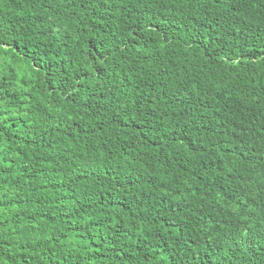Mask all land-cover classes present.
<instances>
[{"label":"trees","instance_id":"trees-1","mask_svg":"<svg viewBox=\"0 0 264 264\" xmlns=\"http://www.w3.org/2000/svg\"><path fill=\"white\" fill-rule=\"evenodd\" d=\"M0 264H264V0H0Z\"/></svg>","mask_w":264,"mask_h":264}]
</instances>
